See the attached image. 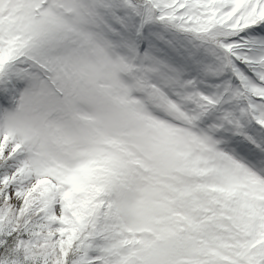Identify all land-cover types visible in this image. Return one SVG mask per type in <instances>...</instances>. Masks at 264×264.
Masks as SVG:
<instances>
[{"label":"snow or ice","instance_id":"snow-or-ice-1","mask_svg":"<svg viewBox=\"0 0 264 264\" xmlns=\"http://www.w3.org/2000/svg\"><path fill=\"white\" fill-rule=\"evenodd\" d=\"M0 264H264V0H0Z\"/></svg>","mask_w":264,"mask_h":264}]
</instances>
